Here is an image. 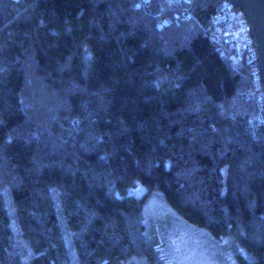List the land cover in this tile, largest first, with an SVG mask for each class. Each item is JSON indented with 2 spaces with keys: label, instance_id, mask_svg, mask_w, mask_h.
<instances>
[{
  "label": "trees",
  "instance_id": "trees-1",
  "mask_svg": "<svg viewBox=\"0 0 264 264\" xmlns=\"http://www.w3.org/2000/svg\"><path fill=\"white\" fill-rule=\"evenodd\" d=\"M224 1L0 0V264L149 253L138 182L264 264V125L209 36Z\"/></svg>",
  "mask_w": 264,
  "mask_h": 264
},
{
  "label": "rangeland",
  "instance_id": "rangeland-1",
  "mask_svg": "<svg viewBox=\"0 0 264 264\" xmlns=\"http://www.w3.org/2000/svg\"><path fill=\"white\" fill-rule=\"evenodd\" d=\"M128 192L146 195L143 213L149 253L132 256L122 264H241L240 257L252 258L235 234L218 238L186 220L162 190L147 193V187L138 182Z\"/></svg>",
  "mask_w": 264,
  "mask_h": 264
},
{
  "label": "built area",
  "instance_id": "built-area-1",
  "mask_svg": "<svg viewBox=\"0 0 264 264\" xmlns=\"http://www.w3.org/2000/svg\"><path fill=\"white\" fill-rule=\"evenodd\" d=\"M208 32L216 47L236 68L241 64L253 68L252 91L257 110L250 122L256 127L264 125V85L246 16L239 8L224 1L212 15Z\"/></svg>",
  "mask_w": 264,
  "mask_h": 264
},
{
  "label": "water",
  "instance_id": "water-1",
  "mask_svg": "<svg viewBox=\"0 0 264 264\" xmlns=\"http://www.w3.org/2000/svg\"><path fill=\"white\" fill-rule=\"evenodd\" d=\"M239 8L247 18L258 68L264 85V0H225Z\"/></svg>",
  "mask_w": 264,
  "mask_h": 264
}]
</instances>
